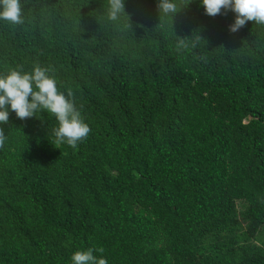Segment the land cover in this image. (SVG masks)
<instances>
[{
  "label": "trees",
  "instance_id": "trees-1",
  "mask_svg": "<svg viewBox=\"0 0 264 264\" xmlns=\"http://www.w3.org/2000/svg\"><path fill=\"white\" fill-rule=\"evenodd\" d=\"M0 73L50 69L90 132L0 124V264H264V24L200 0H20ZM99 255V253H94Z\"/></svg>",
  "mask_w": 264,
  "mask_h": 264
},
{
  "label": "clouds",
  "instance_id": "clouds-1",
  "mask_svg": "<svg viewBox=\"0 0 264 264\" xmlns=\"http://www.w3.org/2000/svg\"><path fill=\"white\" fill-rule=\"evenodd\" d=\"M208 16H216L221 10L234 13L233 23L228 31L235 33L246 22L264 24V0H200ZM159 10L164 14H175L177 5L174 0H159ZM123 10V0H109L108 19L116 21ZM0 21L11 24L23 22L20 0H0ZM57 86V80L50 74V69L34 64L29 71L9 69L0 73V124L9 120L10 112L20 120L31 118L38 111L51 115L56 125L51 135L57 144L76 147L85 139L90 128L82 118L71 99ZM4 137L0 136V144ZM99 253V255L94 254ZM103 249H77L70 255V264H108L102 255Z\"/></svg>",
  "mask_w": 264,
  "mask_h": 264
}]
</instances>
